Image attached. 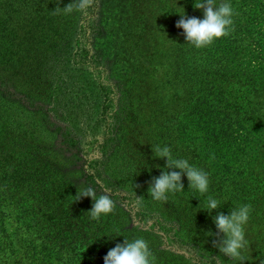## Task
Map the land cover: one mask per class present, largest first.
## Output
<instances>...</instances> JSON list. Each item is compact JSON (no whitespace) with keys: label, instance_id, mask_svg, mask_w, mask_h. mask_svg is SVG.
Listing matches in <instances>:
<instances>
[{"label":"trees","instance_id":"1","mask_svg":"<svg viewBox=\"0 0 264 264\" xmlns=\"http://www.w3.org/2000/svg\"><path fill=\"white\" fill-rule=\"evenodd\" d=\"M72 2L0 0V61L4 65L1 74L17 73L24 80L17 85L5 79L9 82L4 81L5 91L26 87L29 95L25 97L39 100V104L32 107L21 98L15 101L56 121L52 124L64 136L67 146L74 147L78 138L89 140L85 146L100 156L89 161L85 184L95 187L98 195L109 189L111 198L129 203L139 219H148L158 230L173 235H181L187 229L193 231L192 224L204 226L214 222L218 212L229 215L234 209L220 201V208L211 213L206 201L211 191H217L212 186L204 194L189 189L186 176L182 177L184 191L169 193L167 202L154 201L148 196L151 180L161 175L166 164L155 157L152 149L167 146L178 159L181 149L190 150L186 130L187 126H193L200 134L204 150L214 154L211 158L217 164L215 178L221 180L219 184H224L221 173L226 167L238 173L229 185L238 195L236 201L252 204L254 208L249 217L254 215L257 221L247 222L248 231H252L254 224L261 231L257 235H263L264 176L233 170L238 161L229 149L234 146L227 147L225 141L237 144L235 135L242 132L245 123L240 106L244 97H255L258 92L264 95V13L261 11L264 4L243 0L240 10L245 22L239 27L233 23L229 35L199 50L211 69L199 81L202 89L196 97L190 94L191 106L178 115L182 122L189 123L186 126L161 109L157 101L150 100V92L142 85H146L147 66L154 56L149 52L154 30L173 27L180 15L196 17L198 10L194 3L200 0H96L83 13L53 12ZM254 34L259 38L246 45ZM178 51L174 62L176 74H182V81L188 74L198 79L188 68L191 57H187L193 54L192 47L185 43ZM172 120L178 137L182 138L180 141L172 137L173 127L169 125ZM69 128L73 130L72 136L65 134ZM196 157L201 159L202 155ZM191 165L196 167V163ZM133 193L144 198L139 207L130 203ZM199 207L206 222L196 221L200 218L194 209ZM170 209L177 227L166 223ZM104 217L109 219V214ZM189 220L193 222L187 223ZM180 223L184 225L178 228Z\"/></svg>","mask_w":264,"mask_h":264},{"label":"rangeland","instance_id":"2","mask_svg":"<svg viewBox=\"0 0 264 264\" xmlns=\"http://www.w3.org/2000/svg\"><path fill=\"white\" fill-rule=\"evenodd\" d=\"M215 2L217 6L222 2L232 6V20L234 25L238 24L236 27L245 22L246 18L240 10L243 0ZM257 2L264 4V0ZM261 11L264 13V8ZM197 12L196 18L202 20L203 12ZM182 33L183 30L177 29L175 25L161 26L154 30L149 51L154 56L147 66V78L144 79L146 85H142L150 92V100L157 101L161 109L167 111L168 115H174L179 122L182 120L178 115H182L191 106L190 94L196 97L202 89L199 81L211 69L203 60L200 49L190 45L193 54L187 57H191L188 68L190 74H196L198 79L190 78L188 74L182 81V74H176L175 56L186 43ZM255 38H259L257 34L252 35L245 42L246 45ZM0 65V264H104V257L116 244H122L124 239L131 241L136 238L148 242L156 258L155 264H168L169 261L172 264H218L215 257L221 254L213 246L214 241L218 242L214 222L204 226L199 224V228L192 224L190 227L193 231L187 229L181 235H173L158 230V226L148 219H139L137 213L129 207L130 204L118 201V198L114 200L115 207L109 219L101 216L99 220H92L88 214L93 204L91 198L76 201L74 196L77 189L85 185L84 177L90 170L89 161L96 160L100 153H94L85 146L89 140L84 138H78L74 147L67 146L64 136L52 124H56V121L15 101L21 98L23 103L28 102L32 107L39 104V100L32 101L25 97L29 95L26 87L6 92L5 79L17 85H21L24 80L17 73L1 74L4 68L1 61ZM207 81L211 82L209 78ZM11 94L14 97L9 96ZM244 98V102L239 101L241 118L245 120L242 132H239L241 136L235 135L238 138L237 144H230L226 140L225 145L234 146L229 149L238 161L233 170L264 176V95L258 92L255 97ZM143 111L148 112V109L143 108ZM245 112L247 116L243 115ZM182 123L186 126L189 124L186 121ZM169 125L173 127L172 137L180 141L182 138L175 131V120ZM59 126L64 128L63 125ZM64 126L67 128L66 124ZM186 133L190 150L181 149L178 159H186L190 165L196 163L198 169L208 174L209 186L217 191H211L209 196L215 199L222 196L218 200L219 204L222 201L234 209L243 206L236 201L238 195L229 185L238 173L226 167L221 173L224 184H219L221 180L215 178L217 164L211 158L214 154L204 150L196 128L189 125ZM65 134L72 136L73 130L69 128ZM198 155H202V158H195ZM96 194L99 196L98 192ZM225 195L227 198H224ZM258 196L261 200V196ZM201 211L200 207L194 209L200 218L196 221L206 222V216ZM253 217L251 215L248 222L257 221ZM258 218L261 221V215ZM175 221L170 209L166 223L177 227ZM191 222L193 220L187 223ZM183 225L180 223L178 228ZM245 228L247 245L241 252L243 259H229L221 255L219 264H264V233L257 235L261 231L254 224L252 231H248L250 227L247 224Z\"/></svg>","mask_w":264,"mask_h":264},{"label":"clouds","instance_id":"3","mask_svg":"<svg viewBox=\"0 0 264 264\" xmlns=\"http://www.w3.org/2000/svg\"><path fill=\"white\" fill-rule=\"evenodd\" d=\"M95 3L96 0H73L63 9L57 7L53 12L70 14L75 10L83 13ZM194 8L203 12L202 20L187 17L184 14L180 15L175 25L177 29L183 30L186 44L202 49L229 35L233 24V9L229 3L222 2L217 6L215 0H200L199 3H194ZM152 151L156 158L166 161L161 175L158 178L154 177L150 182L148 196L152 200L167 202L169 193L184 191L183 176L187 177L189 189L198 191L200 194L208 191L209 179L206 172L190 165L186 159L174 158L171 149L167 146H156ZM109 192L110 190L105 188L102 194L97 196L96 188L85 184L77 189L74 198L76 201L85 197L91 198L93 204L88 214L92 220H99L101 216L110 214L115 207L111 195L103 194ZM143 199V197H137L135 193L130 194V203L136 207L142 204ZM206 206L212 213L218 209L219 201L209 196ZM250 211L251 205H243L231 210L229 215L218 212L213 218L218 237V242L214 241L213 246L224 257L243 259L241 252L247 245L244 227L249 220ZM221 255L215 257L218 264ZM155 259L148 242L143 238L131 241L124 239L122 244L118 243L108 251L104 257V264H155Z\"/></svg>","mask_w":264,"mask_h":264}]
</instances>
